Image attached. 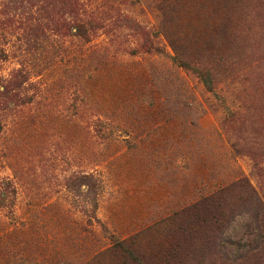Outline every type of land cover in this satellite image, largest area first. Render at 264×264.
<instances>
[{
	"label": "rangeland",
	"instance_id": "rangeland-1",
	"mask_svg": "<svg viewBox=\"0 0 264 264\" xmlns=\"http://www.w3.org/2000/svg\"><path fill=\"white\" fill-rule=\"evenodd\" d=\"M60 1L0 10L70 21ZM79 9L86 40L0 29V264H242L264 230V0Z\"/></svg>",
	"mask_w": 264,
	"mask_h": 264
},
{
	"label": "trees",
	"instance_id": "trees-1",
	"mask_svg": "<svg viewBox=\"0 0 264 264\" xmlns=\"http://www.w3.org/2000/svg\"><path fill=\"white\" fill-rule=\"evenodd\" d=\"M62 6H67L70 16V21L58 15L57 19L43 6H39L36 15H31L30 18L20 20L16 19L17 15L11 16L6 10H0V29L4 30L10 36H16L18 42H23L26 46V51L35 50L40 43L45 40L46 31L51 30L54 35L68 36L72 35L80 39H88L91 31L95 29V22L83 19L84 15L80 13L79 0H61ZM63 16H65L63 14ZM86 20V21H85ZM128 21V20H127ZM18 24L13 30L12 26ZM9 25V27H7ZM135 26V25H133ZM145 45L149 44V39H146ZM15 86L21 88L22 84L17 83ZM259 227V225L257 224ZM260 231V232H259ZM258 231L252 240L247 245V250L244 254L238 257V261L242 264H260L264 257V230Z\"/></svg>",
	"mask_w": 264,
	"mask_h": 264
}]
</instances>
